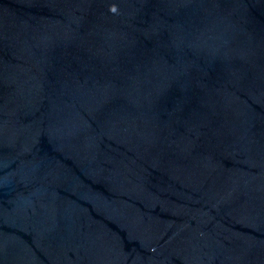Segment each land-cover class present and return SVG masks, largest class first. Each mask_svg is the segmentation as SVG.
<instances>
[{
	"label": "water",
	"instance_id": "1",
	"mask_svg": "<svg viewBox=\"0 0 264 264\" xmlns=\"http://www.w3.org/2000/svg\"><path fill=\"white\" fill-rule=\"evenodd\" d=\"M0 264H264V0H0Z\"/></svg>",
	"mask_w": 264,
	"mask_h": 264
},
{
	"label": "clouds",
	"instance_id": "2",
	"mask_svg": "<svg viewBox=\"0 0 264 264\" xmlns=\"http://www.w3.org/2000/svg\"><path fill=\"white\" fill-rule=\"evenodd\" d=\"M111 10L114 12L115 11V8H112Z\"/></svg>",
	"mask_w": 264,
	"mask_h": 264
}]
</instances>
